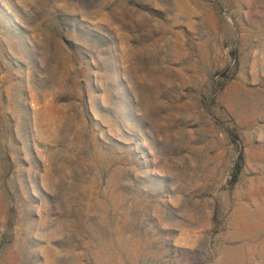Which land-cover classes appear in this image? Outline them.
<instances>
[{
    "label": "rangeland",
    "instance_id": "374dc122",
    "mask_svg": "<svg viewBox=\"0 0 264 264\" xmlns=\"http://www.w3.org/2000/svg\"><path fill=\"white\" fill-rule=\"evenodd\" d=\"M225 257L264 264V0H0V264Z\"/></svg>",
    "mask_w": 264,
    "mask_h": 264
},
{
    "label": "bare ground",
    "instance_id": "6f19581e",
    "mask_svg": "<svg viewBox=\"0 0 264 264\" xmlns=\"http://www.w3.org/2000/svg\"><path fill=\"white\" fill-rule=\"evenodd\" d=\"M231 253V252H230ZM229 254V253H228ZM227 255V254H226ZM231 255V254H229ZM224 259V263H221V264H229L230 263V260H231V257H225L223 258Z\"/></svg>",
    "mask_w": 264,
    "mask_h": 264
}]
</instances>
